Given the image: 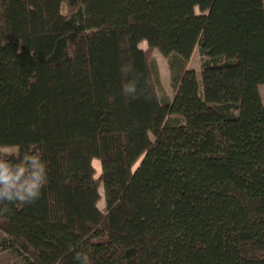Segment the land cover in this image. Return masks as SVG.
<instances>
[{"label":"trees","instance_id":"16d2710c","mask_svg":"<svg viewBox=\"0 0 264 264\" xmlns=\"http://www.w3.org/2000/svg\"><path fill=\"white\" fill-rule=\"evenodd\" d=\"M128 61L135 99L121 93ZM261 84L264 0H0V158L38 151L48 169L38 200L0 204V250L19 264H78V251L264 264Z\"/></svg>","mask_w":264,"mask_h":264},{"label":"clouds","instance_id":"9594fccd","mask_svg":"<svg viewBox=\"0 0 264 264\" xmlns=\"http://www.w3.org/2000/svg\"><path fill=\"white\" fill-rule=\"evenodd\" d=\"M120 72L126 79L122 81L121 93L135 99L143 92L133 62L120 65ZM48 180L47 162L40 152H26L18 160L0 158V204L23 202L30 204L38 200ZM6 209L0 208V211ZM78 264H92L87 252L75 253Z\"/></svg>","mask_w":264,"mask_h":264},{"label":"rangeland","instance_id":"374dc122","mask_svg":"<svg viewBox=\"0 0 264 264\" xmlns=\"http://www.w3.org/2000/svg\"><path fill=\"white\" fill-rule=\"evenodd\" d=\"M195 11L199 12L197 7L195 8ZM139 46L143 49L147 48V44L145 41H141L139 43ZM152 57L157 66L159 83L163 89V93L165 94L166 98L169 100L170 98H172L174 94V86L172 82V78L174 74L169 65V57L163 55L157 49H154L152 51ZM186 68L194 69L195 71L199 70L200 55L198 53L197 48L194 49L190 58L188 59L186 63ZM258 89H259V93L261 96V100L264 103V84L259 85ZM12 150H14V148L4 149V151H12ZM98 162L99 161L97 159L92 160V164L95 165L96 177L100 173V166ZM99 192H100L101 198L98 201V207L100 210L103 211L104 210V199H103L102 187L99 188ZM3 235L4 234L0 232V238ZM21 262H22V259L16 252L10 251V250H0V264H19Z\"/></svg>","mask_w":264,"mask_h":264}]
</instances>
